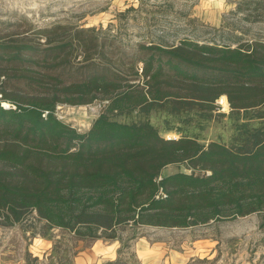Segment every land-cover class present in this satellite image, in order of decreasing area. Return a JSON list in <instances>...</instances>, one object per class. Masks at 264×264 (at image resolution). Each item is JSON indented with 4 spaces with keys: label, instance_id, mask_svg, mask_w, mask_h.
I'll list each match as a JSON object with an SVG mask.
<instances>
[{
    "label": "trees",
    "instance_id": "1",
    "mask_svg": "<svg viewBox=\"0 0 264 264\" xmlns=\"http://www.w3.org/2000/svg\"><path fill=\"white\" fill-rule=\"evenodd\" d=\"M26 24L0 29V228L49 240L48 264L148 226L257 213L264 229V41L127 49L94 26ZM104 100L86 130L55 114ZM222 117L229 140L192 132ZM30 243L24 264H37Z\"/></svg>",
    "mask_w": 264,
    "mask_h": 264
},
{
    "label": "rangeland",
    "instance_id": "2",
    "mask_svg": "<svg viewBox=\"0 0 264 264\" xmlns=\"http://www.w3.org/2000/svg\"><path fill=\"white\" fill-rule=\"evenodd\" d=\"M26 21L41 29L57 24L94 26L100 34L119 39L127 49L137 43L179 44L183 39L236 46L240 41H264V0H0V29L17 22H23L24 29ZM216 103L221 112L230 111L229 103L227 106L221 97ZM94 108L59 104L55 114L86 130L98 114ZM162 119L152 118L158 126H162ZM230 122L226 117L214 119L205 129L193 128L192 132H199L202 142L220 137L227 141L232 133ZM163 135L178 137L179 133L168 131ZM175 170L168 167L165 172ZM260 223V215L253 213L189 228L142 227L139 235L123 247L121 259L139 264L130 254L141 237L175 250H186L190 240L197 238L204 247L212 248L217 264H264V229ZM130 234L127 231L125 235ZM36 238L41 237L28 240L19 229L0 228V264H24L28 241L32 256L39 259L37 264H48L51 247L43 253L46 248Z\"/></svg>",
    "mask_w": 264,
    "mask_h": 264
},
{
    "label": "crops",
    "instance_id": "3",
    "mask_svg": "<svg viewBox=\"0 0 264 264\" xmlns=\"http://www.w3.org/2000/svg\"><path fill=\"white\" fill-rule=\"evenodd\" d=\"M35 240H39L40 244L46 248L42 249L43 253L52 245L49 240L42 237ZM204 246L205 243L202 240L195 238L190 240L186 250H175L173 249L174 247H170L169 245H158V242L155 240L141 237L136 240L134 252L130 256L137 259L139 264H194L195 262L207 264L210 261L213 264H217L218 260L216 259L218 258L212 252V248L208 249ZM169 247L171 248L170 250ZM122 251V243L118 240H98L90 247L79 250L74 257V263L104 264L114 262L122 257Z\"/></svg>",
    "mask_w": 264,
    "mask_h": 264
},
{
    "label": "built area",
    "instance_id": "4",
    "mask_svg": "<svg viewBox=\"0 0 264 264\" xmlns=\"http://www.w3.org/2000/svg\"><path fill=\"white\" fill-rule=\"evenodd\" d=\"M0 97H1V95H0ZM107 101H95L94 103H92V104H88L89 105V107H91L92 109L94 108V107H92V105H94V106H96L98 109H96V108H94V111H95V109L97 110V113H99V111H100V109L102 108V106L106 103ZM3 105L4 106H6V107H8L9 106V104L8 103H3ZM98 115V114H97ZM171 138H176V137H168V139H171ZM165 196V194H162V197H164Z\"/></svg>",
    "mask_w": 264,
    "mask_h": 264
}]
</instances>
